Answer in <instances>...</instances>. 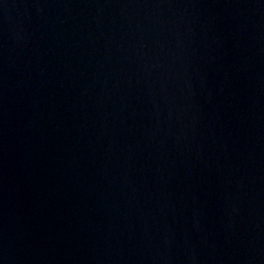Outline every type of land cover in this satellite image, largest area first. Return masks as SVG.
Instances as JSON below:
<instances>
[{"label": "water", "instance_id": "1", "mask_svg": "<svg viewBox=\"0 0 264 264\" xmlns=\"http://www.w3.org/2000/svg\"><path fill=\"white\" fill-rule=\"evenodd\" d=\"M0 264H264V0H0Z\"/></svg>", "mask_w": 264, "mask_h": 264}]
</instances>
